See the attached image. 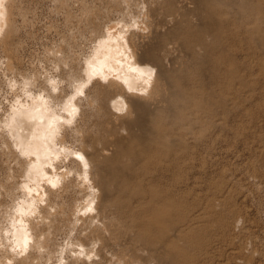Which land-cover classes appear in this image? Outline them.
Segmentation results:
<instances>
[{
  "label": "bare ground",
  "instance_id": "6f19581e",
  "mask_svg": "<svg viewBox=\"0 0 264 264\" xmlns=\"http://www.w3.org/2000/svg\"><path fill=\"white\" fill-rule=\"evenodd\" d=\"M109 1L122 15L89 23L86 53L76 60L50 51L63 69L57 80L18 69L15 1L0 0V47L15 98L0 114V161L7 163L0 167L7 169L0 183V264L188 262L185 245L197 232L186 224L174 183L158 178L181 170L205 139L217 104L199 74H218L223 62L235 61L231 41L238 29L264 59V0H160L150 14L146 0ZM158 9L178 25L153 31L150 15ZM66 68L79 73L63 76ZM35 84L40 91H33ZM101 108L107 117L89 144L84 123L100 117ZM113 206L122 217L106 219ZM64 227L68 241L58 242ZM126 234L130 245L121 246ZM112 243L119 246L114 251Z\"/></svg>",
  "mask_w": 264,
  "mask_h": 264
},
{
  "label": "rangeland",
  "instance_id": "374dc122",
  "mask_svg": "<svg viewBox=\"0 0 264 264\" xmlns=\"http://www.w3.org/2000/svg\"><path fill=\"white\" fill-rule=\"evenodd\" d=\"M14 1L13 23L16 31L13 45L17 52L13 54L19 56L15 59L16 64H19V61L22 63L17 64L18 69L30 74L36 70L42 78L45 74L52 75L51 77L55 75L57 80L63 69L54 63L50 51L59 50L55 55L60 56L64 52V58H69L70 55L77 60V55L80 53L82 56L84 51L86 53L92 43L90 40L93 39V34L88 31L91 30L89 23H95L99 19L101 24H106L122 15L115 13L117 11L111 7L109 0ZM146 1L149 14L154 7L160 6V0ZM131 11H135V8ZM144 12L147 13V8ZM100 13L102 16L107 14L108 17L104 16L107 19L101 20L103 17H100ZM150 20L153 31H165L178 25L167 21L160 9L150 15ZM86 38L89 39L86 41ZM235 38L231 41V52L235 61L223 62L218 74L213 75L211 70L205 71L204 77L203 73L199 74L202 81H206L209 89L216 94L214 105L217 104L215 118L213 116L207 122L205 139L200 148L187 158L186 165L181 170H176L175 173L165 171L158 178H161L164 184L171 181L174 183V193H177L176 197L180 199V207L187 209L189 219L186 224L197 232V236L185 245L184 260L188 261L187 264H264V59L260 47L254 44L251 37L243 34L242 30L238 29ZM69 45L72 46L68 47ZM0 50V114H3L5 109L15 102V98L12 100V84L10 85L9 80L13 76L6 71L7 57L2 47ZM34 67L36 69H33ZM75 67L79 70L78 62ZM73 73L79 72L70 73L66 68L63 76ZM17 78L23 80L19 74ZM35 85L36 87L31 88L38 92L40 88ZM13 88L15 89V86ZM103 112L101 108L100 117L93 115L89 122L84 123L88 124L87 129L83 124L89 133V144L94 143V138L96 139L99 121L107 117ZM79 114L77 111V115ZM80 117L76 116L79 122ZM219 122L221 125L217 124ZM70 138L68 142L79 147V142L76 141L75 144L74 140L71 141L72 137ZM0 156L4 161L5 156ZM4 163L1 165L0 161V167L5 165L7 168V163ZM4 167L0 168V183L5 180L2 174H5L4 177L7 175V169ZM94 174L97 176L98 172L94 170ZM104 175L111 178L109 171H104ZM1 190L3 192V189ZM72 194L69 195L73 198H69V195L66 197L67 200L71 199V203L75 201L74 196H77L76 193ZM89 211L90 209L86 210V213ZM195 215L198 217L191 220ZM121 217L115 206L107 211L106 219L117 220ZM66 228L56 233V240L60 238L58 242L68 241L67 238L62 240L68 229ZM125 236L121 237L124 241L120 238L121 246L123 243V246L130 245V235ZM108 247L114 251V248L116 250L119 246L112 243ZM109 248L105 249L104 253L108 255L107 258H112L113 251ZM115 261L113 264H118L117 260Z\"/></svg>",
  "mask_w": 264,
  "mask_h": 264
}]
</instances>
